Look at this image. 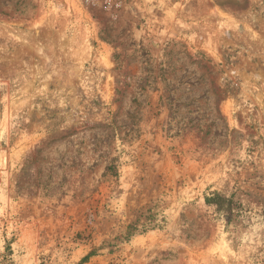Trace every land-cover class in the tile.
<instances>
[{"label":"rangeland","instance_id":"obj_1","mask_svg":"<svg viewBox=\"0 0 264 264\" xmlns=\"http://www.w3.org/2000/svg\"><path fill=\"white\" fill-rule=\"evenodd\" d=\"M0 264H264V0H0Z\"/></svg>","mask_w":264,"mask_h":264},{"label":"trees","instance_id":"obj_2","mask_svg":"<svg viewBox=\"0 0 264 264\" xmlns=\"http://www.w3.org/2000/svg\"><path fill=\"white\" fill-rule=\"evenodd\" d=\"M208 203H215L218 206L219 210H223L226 212H229L230 207L228 206L229 204L225 203L224 197H222L219 193H215L213 197H207L206 198ZM230 201H228L229 203Z\"/></svg>","mask_w":264,"mask_h":264}]
</instances>
